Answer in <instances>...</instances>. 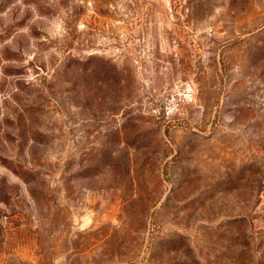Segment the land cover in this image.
Listing matches in <instances>:
<instances>
[{
    "label": "rangeland",
    "instance_id": "374dc122",
    "mask_svg": "<svg viewBox=\"0 0 264 264\" xmlns=\"http://www.w3.org/2000/svg\"><path fill=\"white\" fill-rule=\"evenodd\" d=\"M0 264H264V0H0Z\"/></svg>",
    "mask_w": 264,
    "mask_h": 264
}]
</instances>
